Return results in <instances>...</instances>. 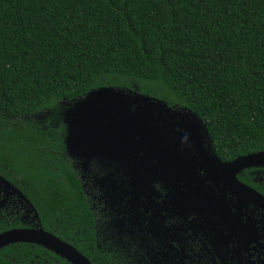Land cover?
<instances>
[{"label": "trees", "instance_id": "obj_1", "mask_svg": "<svg viewBox=\"0 0 264 264\" xmlns=\"http://www.w3.org/2000/svg\"><path fill=\"white\" fill-rule=\"evenodd\" d=\"M101 86L191 109L223 159L264 150V0H0V175L46 229L85 203L63 156L66 101ZM0 264L72 263L17 242Z\"/></svg>", "mask_w": 264, "mask_h": 264}, {"label": "flooded vegetation", "instance_id": "obj_2", "mask_svg": "<svg viewBox=\"0 0 264 264\" xmlns=\"http://www.w3.org/2000/svg\"><path fill=\"white\" fill-rule=\"evenodd\" d=\"M67 136L65 122L64 160L76 171L85 198L78 219L67 213L65 223L46 229L38 211L37 217L18 195L0 186V221L23 224L8 229L42 226L93 264L92 259L99 264L114 259L126 264H264V165L244 168L232 178L207 163L208 156L201 154L208 149L206 140L201 148L189 140L182 150L147 149L143 164L135 166L128 148H118L117 141L109 155H71Z\"/></svg>", "mask_w": 264, "mask_h": 264}, {"label": "water", "instance_id": "obj_3", "mask_svg": "<svg viewBox=\"0 0 264 264\" xmlns=\"http://www.w3.org/2000/svg\"><path fill=\"white\" fill-rule=\"evenodd\" d=\"M64 122L68 126L66 142L71 155L88 153L97 156L102 152L109 155L112 145L117 141L118 148H128L136 166L143 164L147 149L148 153H161L164 147H179L182 150L189 140L201 148L202 141L206 140L208 149L201 154L208 156L205 159L207 163L215 165L222 173L229 171L232 178H236V173L244 168L264 165V150L238 156L230 161L219 159L212 149L207 125L196 112L170 107L160 98L122 87L101 86L70 101L64 113ZM134 171L140 172L138 168H134ZM0 186L18 195L38 217L35 206L19 187L2 175ZM17 242L44 245L72 264H93L78 249L42 226L11 228L0 232V249Z\"/></svg>", "mask_w": 264, "mask_h": 264}, {"label": "rangeland", "instance_id": "obj_4", "mask_svg": "<svg viewBox=\"0 0 264 264\" xmlns=\"http://www.w3.org/2000/svg\"><path fill=\"white\" fill-rule=\"evenodd\" d=\"M72 101V100H71ZM173 108H175V107H173ZM176 109H179V108H176ZM86 154H88V153H86Z\"/></svg>", "mask_w": 264, "mask_h": 264}]
</instances>
